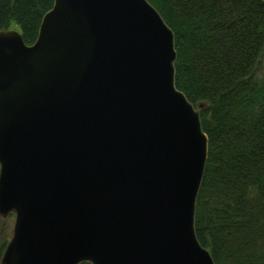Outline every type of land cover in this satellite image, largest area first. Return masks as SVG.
<instances>
[{"label":"water","instance_id":"water-1","mask_svg":"<svg viewBox=\"0 0 264 264\" xmlns=\"http://www.w3.org/2000/svg\"><path fill=\"white\" fill-rule=\"evenodd\" d=\"M149 0H53L0 29V264H215L194 229L208 137Z\"/></svg>","mask_w":264,"mask_h":264},{"label":"trees","instance_id":"trees-1","mask_svg":"<svg viewBox=\"0 0 264 264\" xmlns=\"http://www.w3.org/2000/svg\"><path fill=\"white\" fill-rule=\"evenodd\" d=\"M149 1L173 31L174 82L208 137L196 236L215 264H264V0ZM52 4L0 0V29L15 23L32 43Z\"/></svg>","mask_w":264,"mask_h":264},{"label":"rangeland","instance_id":"rangeland-1","mask_svg":"<svg viewBox=\"0 0 264 264\" xmlns=\"http://www.w3.org/2000/svg\"><path fill=\"white\" fill-rule=\"evenodd\" d=\"M11 27H15L16 28V24L15 23H11ZM0 218H2L3 219L2 221H4L5 224L7 225V228H8L7 234H8V237H9L11 235V232H12V226H13V222H14V214L13 213H9L6 216H1L0 215ZM1 240H2V233L0 232V241Z\"/></svg>","mask_w":264,"mask_h":264}]
</instances>
